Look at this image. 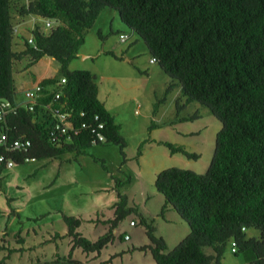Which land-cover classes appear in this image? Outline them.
Instances as JSON below:
<instances>
[{"label": "trees", "instance_id": "obj_1", "mask_svg": "<svg viewBox=\"0 0 264 264\" xmlns=\"http://www.w3.org/2000/svg\"><path fill=\"white\" fill-rule=\"evenodd\" d=\"M106 8L117 11L122 23L145 42L151 58L178 82L187 104L198 102L208 108L222 128L205 174L170 168L156 177L155 187L165 198L163 212L172 207L190 228L176 248L168 252L164 238L156 236L153 222L128 208L127 197L119 193L109 232L96 242L77 232L81 220L63 216L73 239L72 252L80 247L87 253H100L114 240L118 224L136 213L150 241L140 250H149L155 264H222L232 241L238 245L235 255H242L247 264H264V0H31L16 18L37 16L61 26L49 35L36 27L31 31L33 44L20 38L25 42L22 52L14 50L17 32L12 0H0V100L16 103V62L29 58L31 67L50 57L60 64V79L66 80L61 102L72 113L73 123H103L101 134L107 144L119 147L125 160L127 141L99 99L95 77L86 70H69L85 43L86 32ZM104 54L123 60L112 51ZM57 83L58 79L50 78L41 84ZM40 112L45 111L21 108L0 122V131L8 133L10 142L18 138L32 142L27 153L0 147V156L23 165L26 158L58 159L68 153L83 154L93 146L94 135L89 130L70 143L55 146L48 137L49 116L39 120ZM95 116L99 121L94 123ZM162 144L172 155L200 158L183 147ZM5 169L0 164V180ZM243 228L259 230L260 237H248Z\"/></svg>", "mask_w": 264, "mask_h": 264}, {"label": "rangeland", "instance_id": "obj_2", "mask_svg": "<svg viewBox=\"0 0 264 264\" xmlns=\"http://www.w3.org/2000/svg\"><path fill=\"white\" fill-rule=\"evenodd\" d=\"M30 1L12 0L14 24L18 30L14 40L32 38V16L16 18L22 6ZM39 23L44 25L41 19L37 21ZM52 26L55 28L61 23L54 21ZM51 31L41 28L45 35ZM120 34L127 36L125 43L120 42ZM21 43L20 49L25 47L24 40ZM115 44L117 49H114ZM129 50L130 55H127ZM108 51H114L123 61L102 54ZM79 52L83 55L70 63L69 70H89L96 74L101 98L121 124L122 135L127 141L125 160L118 146L102 144L93 145L80 155L68 153L58 159L34 160L5 169L0 180V230L8 227L12 247L14 234L22 226L20 220L32 231L43 219L39 229L42 233L38 237L32 236L28 245L45 243L47 231L52 235L63 232L66 224L62 219L57 220L56 214L40 216L62 210L86 220L79 232L89 240H98L109 230L97 226V219L114 218L110 207L118 200L116 183H119V191L127 197L128 206L153 222L157 236L165 239L171 251L189 235L190 228L173 208L163 212L165 198L155 187L156 177L170 168L205 174L222 124L200 103L187 104L178 82L167 76L157 63H151L145 42L122 23L117 11L106 8L100 13L93 28L86 32L85 43ZM85 56L97 58L83 59ZM30 63L29 58L23 59L14 69L19 98H23L27 83L32 85L42 76L58 79L59 89L58 62L45 57L32 67ZM25 67L20 74L19 70ZM169 87L171 90L168 91ZM164 142L183 147L200 158L190 160L182 154L172 155L162 144ZM17 209H20V218L13 216ZM90 219L94 222H89ZM131 221L137 226L132 227ZM113 233V243H109L99 256L97 252L87 253L77 247L73 259L79 261L77 264H155L149 250H140L150 242L146 228L140 225L136 214L126 217ZM247 235L260 237V231L250 229ZM71 247L68 236L38 246L37 254L42 258L40 264H73L69 262ZM2 254L6 253L0 251V258ZM8 264H28V259L14 254ZM222 264L247 263L242 255H234L228 247Z\"/></svg>", "mask_w": 264, "mask_h": 264}, {"label": "built area", "instance_id": "obj_3", "mask_svg": "<svg viewBox=\"0 0 264 264\" xmlns=\"http://www.w3.org/2000/svg\"><path fill=\"white\" fill-rule=\"evenodd\" d=\"M40 19L44 22V25L37 24V21ZM33 24V30H35L36 27L43 28L44 30L54 29L52 21L37 16H34ZM119 38L121 43L127 41V36L124 34H120ZM29 43L33 44L32 38H29ZM151 63H157L156 59L152 58ZM65 84V79H61L59 89L57 84L46 87L41 83L36 84L25 91V101L22 103H12L8 100H0V122H3L9 114L16 115L21 108H24L29 112H35L37 107H41L45 111L43 112V115L49 116L50 127L48 130V137L49 141L55 146L70 143L73 137L79 136L84 130H89L90 133L94 135V140L92 141L93 145L107 144L106 137L100 132L105 127L103 123H84L80 126L73 123L72 113L67 110L66 104L61 102V89ZM47 97H52V99L49 100L48 103H43L44 99ZM81 116H84V113H82ZM45 120L48 119L46 118ZM98 121L99 117L95 116L94 123ZM0 147H4L7 152L27 153L32 147V142L26 138H18L10 142L8 133L0 131ZM34 160L35 159L29 158L25 159L26 163ZM0 164H5L6 169L12 168L16 165L13 160L8 159L4 155L0 156ZM135 225V222H131L132 227ZM242 230L244 232L247 231L246 228H243ZM125 239L128 240L129 237L126 236ZM230 250L234 255L238 253V245L235 241L230 243Z\"/></svg>", "mask_w": 264, "mask_h": 264}, {"label": "crops", "instance_id": "obj_4", "mask_svg": "<svg viewBox=\"0 0 264 264\" xmlns=\"http://www.w3.org/2000/svg\"><path fill=\"white\" fill-rule=\"evenodd\" d=\"M31 17V16H30ZM32 18H34V16H32L31 17V21H32ZM40 24V23H39ZM41 25V24H40ZM14 26H15V29H16V32L18 31L17 30V26L14 24ZM33 27H34V24L32 23V27L30 28V30L32 31L33 30ZM45 31V30H44ZM135 42H137L136 40H135ZM14 43H15V48H14V50L16 51V52H22V51H24V49H25V47H23L22 49H20V44H22L21 43V39L19 38L18 40H15L14 41ZM23 45V44H22ZM117 44H115L114 45V49H117ZM17 49V50H16ZM18 49H20V50H18ZM80 51V50H79ZM130 51L131 50H129V52H128V54L127 55H130ZM108 52H111V51H108ZM112 52H114V51H112ZM104 53H106V52H102V54H104ZM115 53V52H114ZM83 54L81 53V52H79V54H78V58L77 59H79L81 56H82ZM116 55V54H115ZM117 56V55H116ZM111 57V56H110ZM117 57H119V56H117ZM136 57V56H135ZM88 58H92V59H96L97 57H91V56H85V57H83V59H88ZM121 58V57H120ZM44 59V58H43ZM77 59H75V60H77ZM115 59V58H114ZM42 60V59H41ZM40 60V61H41ZM54 60V59H53ZM116 60V59H115ZM39 61V62H40ZM74 61V60H73ZM119 61V60H118ZM120 61H123V60H120ZM17 63L18 62H16L15 63V65H14V69H15V67L17 68ZM38 63V62H37ZM34 66V65H33ZM32 67V66H31ZM27 67H25V68H22V69H20L19 70V72H20V74H21V72L23 73V69L25 70ZM87 69V68H86ZM89 71V70H88ZM13 73H14V71H13ZM92 73V72H91ZM93 74V76L95 77V79H96V82H97V76H96V74H94V73H92ZM50 78H53V77H45V76H42L37 82H35L34 84H29V83H27V88L26 89H24V91H23V98H19L18 97V91H17V97H16V103H22V102H24L25 101V99H24V93H25V91L27 90V89H29V88H31V87H33V86H35L36 84H39V83H42V82H40V81H42V80H45V79H50ZM14 79H15V76H14ZM15 85H16V80H15ZM99 87V86H98ZM17 89V88H16ZM179 89H180V87H179ZM101 91H100V87H99V99L101 100V102L105 105V107L107 108V105H106V103L102 100V98H101ZM180 93H181V89H180ZM107 110L109 111V109L107 108ZM110 112V111H109ZM111 113V112H110ZM111 115L113 116V114L111 113ZM44 115L40 112V115L38 116V119L39 120H41L42 119V117H43ZM114 117V116H113ZM114 120H115V123L116 124H118L120 127H121V124H119L118 122H117V120H116V118L114 117ZM121 134H122V127H121ZM125 138V137H124ZM64 156V155H63ZM62 157V156H61ZM119 188L120 187H117L116 189H117V193L119 194V193H121L120 191H119ZM122 194V193H121ZM123 195V194H122ZM119 202V198H118V200H116V202L110 207V209H111V211H112V213H113V219H108V220H105V219H103V220H101L100 218L99 219H97V222H96V225L98 226V225H101L104 229H108L109 230V228H110V224H109V222L110 221H112V220H114L115 219V211H116V208H115V205L117 204ZM128 208H130L129 206H128ZM170 208H172V207H168L167 208V210H169ZM135 209V208H134ZM137 211V213L138 214H141L138 210H136ZM14 215V218L16 217V216H18L19 218L21 217V212H20V209H17L16 211H15V213H13ZM50 214H56V216H58V219L57 220H60V219H62L63 220V222H64V219H63V216L64 215H66V216H69L70 215V217H75V218H77V219H79V220H81L82 221V224H81V226L77 229V232L79 233V234H81L80 232H79V230L81 229V227H82V225L84 224V222L86 221V220H84L81 216H79V217H76V216H72L71 214H67V213H65V212H63L62 210H53L52 212H49V213H47V214H45V215H42V216H40L41 218H43L44 216H48V215H50ZM133 214H136V213H133ZM138 214H136L137 215V218H138V221H139V223H140V218H139V216H138ZM142 215V214H141ZM143 216V215H142ZM144 217V216H143ZM146 218V217H145ZM29 219V218H28ZM36 219H38V220H40L39 218H36ZM147 219V218H146ZM148 220V219H147ZM149 221V220H148ZM20 222L22 223V226L20 227V230L16 233V234H14V246H10L9 244H10V234H9V231H8V227H6L5 229H1L0 230V251H2V253H6V254H2V257L0 258V264H8V262H9V260L11 259V257L14 255V254H18V255H20L21 256V258H24V256L28 259V264H40L41 262H42V258H41V256H39L38 254H37V247L38 246H42V245H44L45 243H50L51 241H58L59 239H65L67 236H68V227H64V229H63V232H55V234L54 235H52L53 233H51V232H49V231H47V233L49 234L48 236H47V239L45 240V243H42V242H34V244H33V246H29L28 245V241H29V239L32 237V236H34V237H38L39 236V233H42V231H40L39 229H40V227H42V225L40 224L41 222H43V219H41L40 220V222H38L37 224H36V226H34V228H33V230L31 231L30 230V226L28 227V228H26L25 227V223H23V221H21L20 220ZM89 222H94V220L93 219H90L89 220ZM131 222H135V221H131ZM65 223V222H64ZM136 223V222H135ZM66 224V223H65ZM120 224V223H119ZM119 224H118V226L113 230L114 232H117V230H118V227H119ZM141 225V224H140ZM137 226V223H136V225L134 226V227H136ZM142 226V225H141ZM144 227V226H143ZM36 228L38 229V230H36ZM67 228V229H66ZM145 228V227H144ZM248 231L249 230H247L246 231V233H248ZM107 234V233H106ZM82 235V234H81ZM113 235H114V233H113ZM83 236V235H82ZM126 236H128V235H126ZM156 236H157V234H156ZM84 237V236H83ZM115 237V236H114ZM158 237V236H157ZM68 238H70L71 239V241H72V247H73V239H72V237H70V236H68ZM88 239V238H87ZM89 240V239H88ZM149 240V239H148ZM165 240V239H164ZM91 242H96L97 240H90ZM114 241V240H113ZM150 242V241H149ZM111 243H113V242H111ZM167 243V242H166ZM150 245V244H149ZM168 246V245H167ZM72 247H71V253H70V259H69V262L70 263H73V264H77V263H79V261H77V260H75V259H73V252L76 250V248L73 250V252H72ZM107 247V246H106ZM6 250H8V252L6 251ZM28 251H30V253H28ZM102 252V251H101ZM100 252V253H101ZM168 252H169V248H168ZM100 253H98V256L100 255ZM208 253H211V252H208ZM57 261H59V260H53L52 262H57Z\"/></svg>", "mask_w": 264, "mask_h": 264}]
</instances>
